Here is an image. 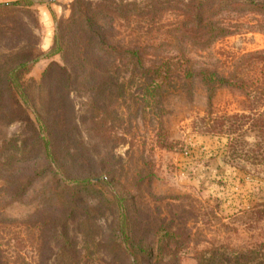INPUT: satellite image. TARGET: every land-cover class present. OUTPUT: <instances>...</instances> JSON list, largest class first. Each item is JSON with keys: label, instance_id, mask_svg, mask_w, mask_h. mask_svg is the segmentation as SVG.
<instances>
[{"label": "rangeland", "instance_id": "obj_1", "mask_svg": "<svg viewBox=\"0 0 264 264\" xmlns=\"http://www.w3.org/2000/svg\"><path fill=\"white\" fill-rule=\"evenodd\" d=\"M47 1L0 0V264H264V0L205 46L198 0Z\"/></svg>", "mask_w": 264, "mask_h": 264}, {"label": "trees", "instance_id": "obj_2", "mask_svg": "<svg viewBox=\"0 0 264 264\" xmlns=\"http://www.w3.org/2000/svg\"><path fill=\"white\" fill-rule=\"evenodd\" d=\"M210 1L211 0H198V2L196 4V8H195L196 9L195 19L197 21V30L199 31L198 34L200 36L199 41H200V44L203 46L209 45L214 40H218V39L226 37L230 34V32L227 31V29L219 27L218 24L213 21V15L215 13H216L215 15H217V12H219V8L221 10H226L225 9L226 7H222L223 5H219L216 3H215V5L211 6L209 4ZM221 1H226V0H221ZM252 6L255 9H260L263 7L259 3H252ZM184 16H185V19H187V20H190L191 18H193L186 11H184ZM90 27H91V25L88 24L89 30H90ZM100 37L102 38L101 35H100ZM100 37L98 36V39L96 41L101 42V45H92V50L96 51V52L99 51L102 53L115 52V47H112L111 45H104V43L101 41ZM137 48L140 49V47H138V46H137ZM138 51H139L138 49L132 50L130 48H126L124 53H123V56L133 60L134 56L138 55ZM139 65L142 69H144L142 62H140ZM134 66H137V65L134 63ZM185 66H187V65H185ZM56 70L62 71L63 74L58 73V76L61 75V77H63L62 75H66L67 77L70 78L72 75L71 70L68 67H62V66L50 67L48 69V72L46 73V75L48 77H52V74ZM157 70H160V68H157ZM179 71L184 73V75L187 78L188 77L191 78L194 75L193 71L191 69H189V67L184 68V66H179ZM150 73L151 74H157V76H159V74H160L159 71H155V72L153 71ZM204 80H205V84L208 86V91L210 92V97H209L210 100L213 98V95L215 93V88H216L215 84H220V85L225 84V81L221 80V79L218 81L217 79L216 80L213 78L208 79L207 77H204ZM227 121H228V117H220L218 119L213 120L212 124H208L207 133L219 134V135L227 133V130H228V128L226 126ZM46 133L41 138V142H42V145L44 146L46 156L50 160L57 159V157L59 155V150H60L59 149L60 147L58 146V143L56 142L57 136H52V134L46 135ZM262 260L264 261V257L262 258Z\"/></svg>", "mask_w": 264, "mask_h": 264}, {"label": "water", "instance_id": "obj_3", "mask_svg": "<svg viewBox=\"0 0 264 264\" xmlns=\"http://www.w3.org/2000/svg\"><path fill=\"white\" fill-rule=\"evenodd\" d=\"M54 1H56V0H48L47 3L50 4V3L54 2Z\"/></svg>", "mask_w": 264, "mask_h": 264}, {"label": "crops", "instance_id": "obj_4", "mask_svg": "<svg viewBox=\"0 0 264 264\" xmlns=\"http://www.w3.org/2000/svg\"><path fill=\"white\" fill-rule=\"evenodd\" d=\"M44 10V9H43ZM44 12V11H43ZM44 14V16L46 17L47 15H46V13H43ZM48 17V16H47Z\"/></svg>", "mask_w": 264, "mask_h": 264}]
</instances>
